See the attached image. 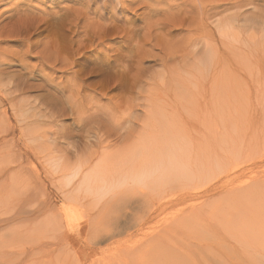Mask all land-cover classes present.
<instances>
[{
    "label": "rangeland",
    "instance_id": "rangeland-1",
    "mask_svg": "<svg viewBox=\"0 0 264 264\" xmlns=\"http://www.w3.org/2000/svg\"><path fill=\"white\" fill-rule=\"evenodd\" d=\"M126 1L123 6L117 5L120 11L119 9L111 11L112 8L111 10L101 8L103 0H0V49L4 53L18 52L20 60L31 66L34 63V65L39 64L40 61L44 64L48 53H56L58 56L57 50L61 49L63 57L67 58L68 70L73 59H70L72 57L67 53H71L74 49L81 48V53H87L91 59L88 66L74 65L69 72L65 71L55 58L52 57L49 61L50 66L55 67L51 69L53 75L56 73L55 80L67 84L64 100L68 102L67 97L70 96L69 103H66L74 109V114L67 118L62 117L56 123L45 114L50 115L48 105L52 104L55 107L56 103H59L54 97L57 91L49 94L42 89L33 90L31 95L29 93L28 99L37 104L41 102L42 107L40 111L36 109L38 114L29 119L38 122L33 126L34 131L21 138L7 136L9 142L6 144L13 150L6 152L8 162L5 164L15 166V169L19 170L18 173L22 174L18 175L19 179L15 182L6 185L8 189L4 191V197H0V215L7 219L4 230L0 231L4 234L3 238L0 237L2 242H0V264H137V261L146 264L147 260L159 256L157 248L164 246L184 259V264H221L219 260L226 258L225 255H229L226 264H251L246 254H241L243 251L236 237L223 228L220 229L219 238L189 236L187 235L189 230L186 228L187 233H181L182 236L160 240L159 234L164 229V225L183 213H198L199 218L201 215L204 217L203 222L211 220L208 218L214 209V202L211 199L179 200L170 205L169 210L155 219L156 221L132 235L128 232H133L132 229L124 231L125 227L133 214L138 215L137 212L138 210L140 212L142 207V205L137 206L134 199L116 197L113 202L103 206L100 201L104 200L93 203L70 194L71 198L66 201L58 198L53 204L55 206L53 211L41 215L34 211L38 208L40 199H43L42 190L44 193L49 191L55 195H60L62 191H66V188L72 190L69 189L71 185H65L66 181L62 173L55 172L57 161L63 162L68 159L67 165L71 168H77L81 163L85 170L89 165L97 168L98 158L104 155L127 154L134 151L135 147L140 148L144 131L149 135L152 134L153 137L168 132L185 137L204 134L195 152L216 149L224 153L226 147H220L221 142L235 138L241 146L237 156L252 159L264 154V133L261 132L264 120L258 119L254 112L257 113L264 102V30L248 29L250 24L248 17L253 20L264 19L263 7L255 12L251 11L252 9L246 11L242 17H247L248 21L243 20L240 27L232 29L228 41L222 38L218 26L222 21L236 16L239 13L236 9L221 8L222 11L219 10L214 18L211 15L209 18L211 20H206L207 23L212 21L208 24L214 33L215 48L231 56L227 77L216 83L218 89L227 83V94L224 96L218 94L215 88L211 89L210 75H207L210 68L207 63L196 69L197 85L192 84L176 92L163 88L155 89L147 84L145 88H140L130 84V77L124 75L126 70L129 71L128 66H135L139 58L146 59V53L152 49L158 50L159 53L163 50L161 55L179 51L177 52L179 59L185 58L184 61L188 63L187 59L191 60L189 57L192 54L191 47L194 46L191 44L196 40L195 26L196 24L198 26L199 20L205 17H199L197 8L209 6L215 1ZM187 10L190 14L185 13ZM188 15L192 17L189 18ZM192 37L194 41L190 40ZM257 39H259L258 43L255 42ZM199 41L200 39L195 42ZM202 44L204 40L201 39L198 46L200 49ZM198 47L194 46L199 49ZM179 53L184 54L180 56ZM257 55L261 58L258 67L254 66ZM218 56L219 54H215L214 58L216 72L224 59ZM144 65L151 67L148 75H155L158 80L159 75L170 76L173 71L163 66L158 59H146ZM12 69L18 70L20 67L15 66ZM23 70L28 73L27 70ZM42 70L44 73H50L48 63ZM80 70L86 74H84L87 78L85 81H80L78 78L82 73H79ZM180 74L186 79L185 74L182 72ZM126 79H129V82ZM143 79L148 81L149 77L146 75ZM42 82L43 80L37 81V83ZM127 84L129 86H126ZM213 96L216 98L215 102L211 101ZM139 101H142L143 105L134 107V103ZM6 103L3 102L2 108L9 107ZM9 112L11 113V108ZM11 121L15 123L16 119L11 117ZM102 122L113 127L118 126V129L124 124L121 131L123 137L117 135L107 141L99 125ZM164 124L169 125L164 126ZM63 125L66 127L71 125L75 129L82 128V130L71 135L68 134L70 131L68 128L63 130V134L53 133L63 129ZM258 133L260 135L256 136ZM221 137L224 140L220 142L218 140ZM153 147L155 146L151 148ZM90 156L91 158L88 159ZM11 159L17 162L22 160L23 168L20 164L17 166L9 163ZM41 176L45 180V189L39 186ZM255 178L264 181V161L254 166L252 171L242 173L237 182L245 186ZM77 179L75 178L73 183ZM199 218L192 219L187 227L197 225ZM53 220L56 222L51 224ZM95 227L106 228L110 230L106 231L111 235L92 245H87L83 240L79 242L61 240L64 234L72 233L80 236L84 229L90 232ZM219 228L220 225L217 229ZM189 234L191 235L190 232ZM42 243L44 248L41 246ZM228 245L240 247V256L235 255L230 248L225 249L224 246ZM261 247L260 251H263V246ZM261 261L263 262L264 259Z\"/></svg>",
    "mask_w": 264,
    "mask_h": 264
},
{
    "label": "bare ground",
    "instance_id": "bare-ground-1",
    "mask_svg": "<svg viewBox=\"0 0 264 264\" xmlns=\"http://www.w3.org/2000/svg\"><path fill=\"white\" fill-rule=\"evenodd\" d=\"M212 1L215 2L209 6H200L201 4H198L200 6L199 8H197L199 10V17H205L201 18V21L199 20V23L197 22L198 20L196 21L199 25L197 26L196 24L195 26L197 28V30L195 29V38L196 40L200 39V41L201 39L202 41L204 40V44H202L203 46L200 49L198 47L200 41L195 42L196 40L193 37L190 38L191 41L195 40L193 42L194 44L191 45H194L195 47L197 46L199 48H194V46L191 47L192 54L189 56L191 57V60L187 59L188 63H186V61H184L185 58L182 59L181 57V59H179V57L177 56V52L179 51H173L170 53H166L167 55H161V52H163V50H161V52L159 53L158 50L154 51L151 47H149L152 50H148L149 52L146 53L147 56L145 58L158 59L161 61L163 66L168 67L169 69H173V71L170 73V76L159 75L161 77V82H163L161 85V82H159V76L158 80L157 76L148 75V72H151V67L149 68V66L146 67L144 65L146 59H144L140 55L142 58H139V60H137L135 66L127 65V69L129 71L126 72V70L124 73V75L127 74V78L130 77V84L132 83L134 86H139L140 88H145V85L147 84L149 86L152 85L155 89L161 88L160 90H162L163 88V90L176 92L180 88L189 87L192 84L197 85L196 69L199 66H202V64L207 63L208 68H210V71L207 75H210L209 84H211L212 86L211 89L215 88L218 94L226 96L228 86L227 83L223 84L220 89H218L216 83L218 82V80L227 77V74L229 72L228 69L230 68L229 62H231V56L226 52H219L215 48L214 33L212 32L211 27L208 24L209 22L212 23V21H209L207 23L206 20H208L211 15V17L214 18V16H216L220 12L219 10H221V8H233L239 12L236 16H233L226 21H222L218 26V30L222 38H224L225 40L230 37V31L232 29L240 27V23H242L243 20L248 21L249 19L250 24L248 25V29L253 28L257 31L264 30V19L253 20L250 17H248V19L247 17H242L243 14L248 10L252 9L251 11L255 12L257 10H260L259 8L261 7H263L264 9V0ZM126 2V0H103V6H101V8L103 7L109 10H111L112 8L111 11H117L119 9L120 11V8H117L118 6L120 7V5L118 4H121L123 6V4ZM110 4L112 6H110ZM137 5L138 4H136V6ZM185 13H189L188 10ZM193 14L195 13L193 12ZM63 19L64 18H62V20ZM132 28H134V26H132ZM201 32H203V34ZM66 35L68 38V33ZM255 42L258 43L259 39L255 40ZM224 44H226L225 41ZM80 49L81 48H77L74 49L76 50L75 52L73 50L71 53H67L70 55H68L69 57H72L70 59H73L70 61L71 65L69 66H86L89 60H91L89 58V55L87 53H81ZM183 49H186V47H183ZM57 53L58 56H56V53H48L47 59L42 58L45 59L44 64L42 63V61H40L39 64L34 65V63L33 65L29 66L26 65L28 64L27 62L25 63L24 61L20 60L18 52L10 54L8 52L4 53V51L0 49V197H2L4 195L3 193H5L4 191L8 189L6 185H8V183L12 184L13 182H15V180L19 179L18 175L21 173H18L19 170H16L15 166H9L8 164H5L6 162H8L6 152H11V150H13L11 148H8V144H6L7 142H9L7 136H20L21 138L23 135H27L34 131L33 126L38 123L35 119L29 121L30 118H33L38 114L36 109H38L39 111L40 109H42V107L40 106L41 102L37 104L35 101L28 99L33 90L39 91V89H42L49 94L55 93V91H57V93L54 94V97L58 99L59 103L57 102L55 107H53L52 104L48 105L50 115L47 113L45 114L48 117L52 118L56 123L59 122L58 119L62 117L67 118L69 117V115L74 114V109L67 105V103H69L70 96H68L69 98L67 97L68 102L64 100L67 84L63 82H57L55 80L56 78L54 75L56 73L54 72L55 74L53 75L51 71V69H54L55 67L50 66L49 64V61H51L50 58L53 57L62 64V68L65 71H70L71 67L69 70L67 69V58L63 57L64 55H62L61 49H58ZM182 54H180V56H182ZM215 54H219L218 58H224L220 62L217 72L216 67H214ZM260 62L261 58L259 55H257L254 66L258 67L260 65ZM46 63H48V69L50 73H44V70H42ZM106 63H108V61ZM39 65H41V67H39ZM15 66L16 68L17 66H19L20 69H12ZM102 68L100 71H102ZM125 68L126 67H124V70ZM23 69L27 70L28 73L26 74ZM80 72H82V70H80L79 73ZM181 72L182 74H185L186 79L182 77V75L180 74ZM84 74L85 73L83 71L78 77L80 81H85L87 79L85 78L86 74ZM146 75L149 77V79H147L148 81H143V78ZM39 80H43V82L37 83V81ZM128 80L126 79V81ZM126 86L129 85L127 84ZM122 89L123 88H121V90ZM130 89H132V87ZM24 98H26V100ZM5 101L7 102L6 104H9L8 108H2L4 105L3 102L5 103ZM211 101H216L215 96L212 97ZM142 105V101L134 103V107ZM10 108L11 113L9 112ZM254 112L258 119L264 120V102L262 103V107L257 110V113L256 111ZM11 117L16 119L15 123L11 121ZM130 117H132V115ZM99 125L104 131V133L102 134L106 140H109L112 137H116L117 135L118 137L122 136L121 131L124 128V124L122 128H120L119 126V129L118 126L113 127L106 122H102ZM167 125L169 124H164V126ZM62 128L63 129H58L60 130L59 132L53 133L63 134V130L65 128H68V130H70L68 134L71 135L79 133L82 130V128L75 129L71 125H68V127H66V125H63ZM261 132L264 133V126H262ZM203 135L204 134H198L185 137L181 134L168 132L166 134L162 133L161 135L153 137L152 134L149 135L147 131H144L143 138L141 139V144L139 145L140 148L136 149L135 147L134 151H131L127 154L104 155L101 158H98V161L96 162V165H98L97 168L89 165L85 170L82 168V163L77 166V168H71L70 165H67L68 159L64 160L63 162L57 161L54 167L55 172L62 173V177L66 181L65 185H71L69 189L72 190H67L66 188V191H62L60 195H55V193H50L49 191V193L47 192V194L42 190L41 196L43 195V199H40V205L38 204V208H36V210L34 211L37 212L38 215H41L48 211H53L55 207L53 206V204L56 200H58V198L66 201V199L68 200L69 198H71V195H75V197H79L81 199L85 198L83 200H90L93 201V203L104 200L100 201L102 202L103 206L113 202L116 197H119V199H134V202L137 204V206L142 205V207L140 209V212L138 210V215L133 214V217L125 227L124 231L132 229L133 232L128 231L130 235H132L135 232L142 231L150 223L156 221L155 219L169 210V208L171 207L170 205L177 203L179 200L189 199V201H192L198 199H211L212 202H214V209L208 216V218H210L211 220L203 222L204 217L201 215L199 218L198 213H183L182 215L176 217V219L172 220L169 224L164 225V229H162L161 233L159 234L160 240L161 238L182 236L181 233L186 232V228L187 230H189L187 231L188 233L186 232L189 236L200 237V235H202L206 236V238H211L213 236L219 238L220 229L223 228L233 237H236L243 252H241L239 250L241 248L237 247L236 245H233L234 247L230 245L224 246L225 249H232L234 251V254H237L238 257L240 256L239 252H241V254H246V257L249 258V262L251 264L264 263V261H261L264 259V250L260 251L261 246H263L264 249V181H260L259 179L261 178H255L252 182L245 186L241 185L240 182H237V180H240L242 173L248 170L252 171L254 169V166L264 161V154H260L252 159L251 157H239L237 155L241 146L238 143V139L232 138L228 140V138V141L225 140L224 142H221L224 140L223 137H221L218 141L221 142L220 147H226L224 149V153H220L216 149L195 152L199 140ZM259 135L260 133L256 134V136ZM215 140H217V137L215 138ZM152 146L155 147L151 148ZM26 155L28 154L26 153ZM90 158L91 156L88 159ZM9 163L16 164L17 166H19L20 164V167H22L23 165L22 160L21 162H17V160L11 159ZM39 175L40 174L38 173V177ZM75 178L78 179L75 183H73ZM39 182L41 183L39 186H42L45 189L46 184L42 176L39 178ZM51 184H53L52 181ZM187 184L190 185L185 187L182 186ZM47 190L48 189H46V191ZM194 218H199V221L197 222L198 224H195L193 227H187L189 222ZM55 222L56 221L53 220L51 221V224ZM6 224L7 219L1 217L0 215V231L2 229L4 230ZM184 225L186 227H184ZM219 225L220 228L217 229ZM106 230V228L95 227L94 229H92V231L89 232L84 229L80 236L72 233L64 234L62 235L63 237L61 238V240L65 241L66 239H68L69 242H79V240H83L87 245H92L93 243L105 240L107 236L111 235V233L107 232L110 230ZM189 232L191 233V235L189 234ZM0 237L3 238L4 234L0 233ZM184 238H186V236H184ZM41 246L43 247L44 244L42 243ZM48 248L52 249L53 247ZM51 249L48 250L51 251ZM157 251L159 252V256L154 257L153 260H147L146 264H184L185 262L184 259L179 257L175 251L169 249L166 246L158 247ZM225 257L226 258H221L219 260L221 264H226L225 261L227 260L229 255H225ZM137 262V264H142L140 261Z\"/></svg>",
    "mask_w": 264,
    "mask_h": 264
}]
</instances>
